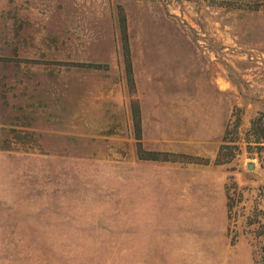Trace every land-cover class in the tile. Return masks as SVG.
<instances>
[{"label": "rangeland", "instance_id": "obj_1", "mask_svg": "<svg viewBox=\"0 0 264 264\" xmlns=\"http://www.w3.org/2000/svg\"><path fill=\"white\" fill-rule=\"evenodd\" d=\"M261 129L264 0H0V264H264ZM214 139L224 232L169 176Z\"/></svg>", "mask_w": 264, "mask_h": 264}, {"label": "crops", "instance_id": "obj_2", "mask_svg": "<svg viewBox=\"0 0 264 264\" xmlns=\"http://www.w3.org/2000/svg\"><path fill=\"white\" fill-rule=\"evenodd\" d=\"M198 142H201V139L198 138ZM210 143L208 149L200 147L190 149L180 154L185 157L184 159H173L179 161L180 165L179 169L169 176L172 181L175 178L177 184L181 183L184 187L183 200H188L191 210L198 211L197 217L201 219V224L203 226L214 224L220 232H224L227 170L225 163L218 161L219 140L214 139ZM260 182L264 187V173L260 177ZM262 207L264 210V195Z\"/></svg>", "mask_w": 264, "mask_h": 264}, {"label": "trees", "instance_id": "obj_3", "mask_svg": "<svg viewBox=\"0 0 264 264\" xmlns=\"http://www.w3.org/2000/svg\"><path fill=\"white\" fill-rule=\"evenodd\" d=\"M248 4H250V3H248ZM249 6H251V4ZM252 6H254V5H252ZM123 53H124L125 56L128 55V48H127V45H126V39H124ZM126 68L129 69V65L128 66L126 65ZM254 121H251V125L254 123ZM251 129H252V127H251ZM253 135H255V138L253 139L254 142H259V139L264 142V129L253 131ZM222 148H223V146H221L219 149H222ZM148 158H155V157L151 156V157H148Z\"/></svg>", "mask_w": 264, "mask_h": 264}, {"label": "water", "instance_id": "obj_4", "mask_svg": "<svg viewBox=\"0 0 264 264\" xmlns=\"http://www.w3.org/2000/svg\"><path fill=\"white\" fill-rule=\"evenodd\" d=\"M251 166H252L251 164H248L247 169H251Z\"/></svg>", "mask_w": 264, "mask_h": 264}]
</instances>
